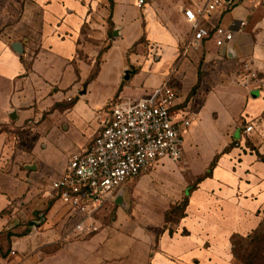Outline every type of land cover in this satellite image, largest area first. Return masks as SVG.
<instances>
[{"label": "crops", "instance_id": "obj_1", "mask_svg": "<svg viewBox=\"0 0 264 264\" xmlns=\"http://www.w3.org/2000/svg\"><path fill=\"white\" fill-rule=\"evenodd\" d=\"M211 1L145 0L140 8L139 0H0V264L34 235L41 256L23 264H237L234 237L264 224V0H222L204 24L236 31L234 40L218 46L212 35L194 47L184 12ZM164 84L195 117L184 132L186 169L196 179H184V197L196 186L184 218L170 229L158 217L159 236L136 226L75 234L81 216L51 195L45 175L58 179L71 155L90 147L114 99L138 101ZM95 90L97 100L89 99ZM248 124L254 131L245 136ZM202 128L219 143L198 166L193 137ZM49 133L56 144H45ZM55 153L64 157L58 167Z\"/></svg>", "mask_w": 264, "mask_h": 264}, {"label": "built area", "instance_id": "obj_2", "mask_svg": "<svg viewBox=\"0 0 264 264\" xmlns=\"http://www.w3.org/2000/svg\"><path fill=\"white\" fill-rule=\"evenodd\" d=\"M144 4L145 0H139L138 7L143 8ZM221 5H224L222 0H212L185 10L193 30L192 46L212 35H216L218 46L234 40L236 31L222 27L212 30L204 24ZM244 25L240 23V27ZM245 69L249 70L247 65ZM250 75L256 77L255 73ZM179 106L178 93L168 84L138 101L114 99L108 105L93 143L87 150L72 154L64 174L50 184L51 195L81 216L73 228L75 234L98 232L97 210L127 183L160 161L178 162L183 158L184 132L195 117ZM253 131V124L243 128L245 136Z\"/></svg>", "mask_w": 264, "mask_h": 264}, {"label": "rangeland", "instance_id": "obj_3", "mask_svg": "<svg viewBox=\"0 0 264 264\" xmlns=\"http://www.w3.org/2000/svg\"><path fill=\"white\" fill-rule=\"evenodd\" d=\"M99 93V90H95L87 97L97 100ZM98 100L101 101L100 96ZM34 124V122H30L27 129L22 133L28 134L31 131L29 127ZM242 125H244V123H242ZM71 133V130L65 133V137H62V141L67 143L69 141L68 139L72 137ZM35 138H31V143H29L30 138H28L30 147H32V145L34 146ZM46 138V145H49V142L52 144H56L57 142V137L54 133L47 134ZM193 140L198 145V151L196 152L201 154V160L197 165L204 166L211 157V151L215 149V146L219 143V138L213 137L211 132L202 128L198 131V134L193 137ZM68 152L69 148L64 149V156H67ZM60 157L63 156L58 153L53 155L54 160L59 158L55 162V166L57 167L63 162L64 157ZM184 157L183 155V158L178 162L166 161L163 166H158L152 170L150 169L137 180L125 186L118 198H116L115 195L113 198L104 202L95 214L96 221L101 226L100 232L105 231L112 236L118 233L133 231V226H136L137 228H142L146 233H149L151 232L150 228L155 227L157 229V236H159L161 226L157 225L159 222L158 217L162 215L164 218V216L171 211V207H173L172 200L178 198V202L175 204V206L177 205V207H175V213L173 212L168 223L165 224L163 222L162 224L163 227L173 229L180 220L181 209L184 204V179L189 181L190 185H193L196 180H189L191 172L186 169ZM217 159L218 157L214 160L215 164L217 163ZM211 165L208 169L211 168ZM142 177L145 179L143 183L140 182ZM44 179L45 182H49L50 180L51 182L53 181V177L48 175V173L45 175ZM150 200H162L163 206L160 208H153ZM121 212L124 213L125 219L120 218ZM251 237L254 238V241L251 245L252 255L249 263L264 264V226ZM35 239L36 236L34 235L26 245L20 246L17 250H11L8 264H23L27 259L35 260L41 256V251L36 250ZM233 243L235 245L233 249L243 256L245 251L250 248L249 238L236 237ZM47 253L52 254V251H48ZM236 263L242 264L240 260H236Z\"/></svg>", "mask_w": 264, "mask_h": 264}, {"label": "trees", "instance_id": "obj_4", "mask_svg": "<svg viewBox=\"0 0 264 264\" xmlns=\"http://www.w3.org/2000/svg\"><path fill=\"white\" fill-rule=\"evenodd\" d=\"M235 143H237L238 141H234ZM216 166V164L213 162L212 163V165H211V168L202 176V177H200L199 179H198V182H200L203 178H205V177H208V176H210V173H211V171H212V169L214 168ZM195 187L196 186H190L189 188H188V192H187V194H185V197H184V200H183V202H184V204H183V207H182V209H181V217H180V220L182 219V218H184V216H185V212H186V209H187V206H188V202H189V195L195 190ZM175 207H177V205L175 206V205H173V207H171V211L170 212H168L166 215H165V222L166 223H168L169 222V220L171 219V217H172V215H173V212L175 213ZM179 220V221H180ZM264 226V224L262 225V227ZM262 227H260L258 230H256L253 234H255V233H257L258 231H260L261 229H262ZM252 234V235H253ZM252 235H250L248 238L250 239V245H249V247L250 248H248L246 251H245V254H244V256L243 255H241V254H239L238 252H236L235 251V249H233V254H234V257H235V259L236 260H240V262L242 263V264H251V263H249L250 262V259H251V255H252V251H251V245L253 244V241H254V238L253 237H251ZM236 237H240V236H236ZM236 237H234V239L236 238ZM233 246H235L234 245V243H233Z\"/></svg>", "mask_w": 264, "mask_h": 264}, {"label": "water", "instance_id": "obj_5", "mask_svg": "<svg viewBox=\"0 0 264 264\" xmlns=\"http://www.w3.org/2000/svg\"><path fill=\"white\" fill-rule=\"evenodd\" d=\"M13 47H14V49H15V51H16L17 53H22V50H20V48H19V47H21V45H20L19 43H16ZM21 48H22V47H21ZM125 79H129V73H128V71L126 72ZM238 134H240L239 131H238ZM238 136H239V135H238ZM124 187H125V186H123V187L120 189V191L117 193L116 198H118V197L120 196V194H121V192L123 191Z\"/></svg>", "mask_w": 264, "mask_h": 264}]
</instances>
